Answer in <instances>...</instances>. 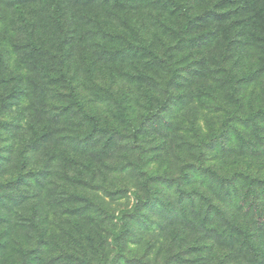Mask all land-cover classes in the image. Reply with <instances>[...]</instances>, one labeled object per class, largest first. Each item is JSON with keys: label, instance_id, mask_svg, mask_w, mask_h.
I'll return each mask as SVG.
<instances>
[{"label": "rangeland", "instance_id": "374dc122", "mask_svg": "<svg viewBox=\"0 0 264 264\" xmlns=\"http://www.w3.org/2000/svg\"><path fill=\"white\" fill-rule=\"evenodd\" d=\"M166 1L66 0L62 22L51 0H0V240L9 261L30 250L11 264H264V0L235 4L232 38L201 15L223 2H190L189 36L213 28L192 53L177 38L187 15ZM236 217L254 221L250 240Z\"/></svg>", "mask_w": 264, "mask_h": 264}, {"label": "trees", "instance_id": "16d2710c", "mask_svg": "<svg viewBox=\"0 0 264 264\" xmlns=\"http://www.w3.org/2000/svg\"><path fill=\"white\" fill-rule=\"evenodd\" d=\"M50 1V0H12V4L14 7H16L17 10L19 11H24V8H25V5L28 6L29 3H40L42 4L41 7H46V9L49 10V6L51 5H47V2ZM54 4V9L52 7V10L59 14V21H62L63 22V19H64V15H65V3H66V0H51ZM193 0H186L185 1V4H182V3H179L177 0H172V4L174 7H181V10L184 12L185 11V14L187 15V20L183 23V26L181 28V30L177 33V38H178V41L179 40H184L183 43L185 42L187 44L186 47H188V49H190V52L192 53L193 50L195 48H197L196 45H192L193 42H198L196 40H207L209 38V34H210V30L212 31L213 28H207V29H204L202 31H200V33H197L195 35V38L194 39L192 36H189L191 31H193V25H194V16H193V13H192V10H190V7H189V3L192 2ZM163 2L167 3L166 0H163ZM220 2L222 4V7L223 9L222 10H219L217 13H213L212 10H214L213 8H209L207 7L204 12L201 14L202 15V18H208V19H211V20H214L213 22H218V23H224L225 24V32L227 35H229L231 38H232V34L231 32L235 30V27L239 26V25H244L243 22H241L240 20H237L236 17H233V15H236L238 13V10H236L234 7L238 6L241 2V5L243 4V0H220ZM52 4V3H51ZM236 4V6H235ZM40 7V8H41ZM31 9V13L33 12V14H31L30 17L27 18V22L26 24L28 26H26V34H27V39L28 41L32 44L31 46L34 48V49H41V45H39V41H38V38H37V33H38V26H37V20L40 18V12L38 10H36V8H38L37 6H31L30 7ZM52 11V13H53ZM207 37V38H205ZM194 39V40H193ZM67 39L66 38H63L62 39V42L59 43L61 44V47L64 48L63 44H67V43H64ZM187 40H193L191 41L190 43L187 42ZM261 43L260 45L263 46L264 44V35H262L261 37ZM31 48V47H30ZM32 49V48H31ZM201 49V48H199ZM202 52H204L205 50H208V48H202ZM33 50V49H32ZM61 50H64V49H59V53L58 55L60 56L61 60L59 61L58 63V66H57V72H59L60 74H65L67 75L68 72H67V61L64 59L63 57V53L61 52ZM143 50L144 52H148V53H151V51L143 46ZM34 51V50H33ZM199 51V50H198ZM197 51V52H198ZM53 72V71H52ZM54 73V72H53ZM218 76V75H217ZM206 79V78H205ZM68 82H69V86L71 88V94H72V99H74L77 103H78V99H77V95L75 94V83H74V80L73 78H68ZM205 84L207 86V90H210L212 92H214V90L216 89V87L218 86V81L217 79L214 77L212 79H206L205 81ZM233 86V85H232ZM231 86V88H232ZM230 94L232 93V95L236 96L237 93L239 92V89L238 87H234L231 90H229ZM158 97V96H157ZM158 100V108H161L162 111L164 109H167L168 106L171 105V99H167V101H164L162 104H161V100L160 98H156ZM236 101H238V99H236ZM95 125V128L99 130V126H98V121H96L94 123ZM162 142L160 143V150H162V155H164L165 160L166 161H170L172 158V154L170 153V148L173 147V148H176L174 145H173V140L172 138L170 137V135H164V136H161L159 137ZM0 150H1V147H0ZM174 151H178V150H174ZM256 155L258 156H264V152L262 151H255ZM162 160L163 157H162ZM164 160V161H165ZM173 161V160H172ZM174 163V161H173ZM174 168V167H173ZM172 169H169V168H166L165 172H166V178H173L174 175L172 173ZM161 170L164 172V169L161 168ZM181 180L182 178H185L183 176L179 177ZM8 190V185L6 183H0V193L2 192H5ZM183 190V189H181ZM161 198H158V200H160ZM157 200V199H156ZM157 200V201H158ZM141 204H138L136 209L137 211L141 210ZM260 221H262L264 223V216H259L258 217ZM258 220V219H257ZM233 221L236 222L237 225H235V223L233 222V228L235 229V232L240 236H244V239L246 240H250L249 238V235H248V232H252L253 231V228H254V221L253 222H247L246 220H244L242 217L241 219L240 218H234ZM131 228L132 226L131 225H127L125 224V229L124 231H126V228ZM132 229V228H131ZM133 230V229H132ZM192 231H197V230H194V229H190L188 233H191ZM127 232V231H126ZM199 232V231H197ZM187 233V234H188ZM199 234L201 235V233L199 232ZM207 240L206 239H203L202 241H205ZM161 241V240H160ZM163 243V242H160V244ZM2 241L0 240V262H6V264H11L12 262L15 263L17 262V259L15 257H20V256H23L22 260H26L27 257L29 256V251L30 250H26V251H23V250H20L17 255H12V260L9 261V257L7 258L6 256V253L4 250V245L2 247ZM250 248L252 250H254L256 252V256H257V251H256V247L255 245H250ZM195 249H201V248H192L191 250L195 251ZM190 261H192V259H189ZM173 262H176V263H181V264H185L186 262V259L185 260H182L179 261V258L177 256H174L172 258ZM225 259H222L220 261V264H225ZM25 263V261H24ZM1 264V263H0Z\"/></svg>", "mask_w": 264, "mask_h": 264}]
</instances>
